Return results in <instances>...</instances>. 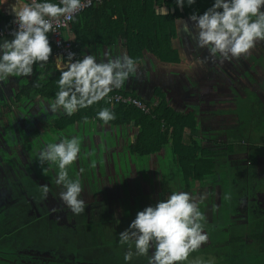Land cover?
<instances>
[{"label": "flooded vegetation", "instance_id": "af4514ba", "mask_svg": "<svg viewBox=\"0 0 264 264\" xmlns=\"http://www.w3.org/2000/svg\"><path fill=\"white\" fill-rule=\"evenodd\" d=\"M180 30L182 38H192L185 54L197 52L195 65L202 62L208 72L189 76L183 101L173 106L194 116L196 142L212 152L214 176L183 184L167 152L132 155L128 146L136 138L129 135L35 136L0 153V264H124L127 246L119 244L118 234L138 211L175 191L197 199L208 234L189 261L264 264V41L246 56L221 62L196 46L195 31ZM73 136L81 139V153L69 176L81 180L86 202L79 215L59 200L58 168L37 162L41 148ZM41 185L49 188L47 198ZM131 264H147V257H134Z\"/></svg>", "mask_w": 264, "mask_h": 264}, {"label": "clouds", "instance_id": "9594fccd", "mask_svg": "<svg viewBox=\"0 0 264 264\" xmlns=\"http://www.w3.org/2000/svg\"><path fill=\"white\" fill-rule=\"evenodd\" d=\"M8 2L0 0V4ZM195 3L196 0H175L180 8ZM84 6V0H12L10 8L17 27L11 33L12 39L0 42V82L9 77H30L34 65L44 68L53 53L48 35L54 32L53 21H71ZM189 20L195 28L196 46L207 49L221 62L246 56L257 42L264 41V0H213L202 14L193 13ZM183 30L190 33L187 24ZM56 70L60 72L58 91L54 100L47 102L46 111L71 117L122 88L136 73L137 63L128 55L98 62L94 54L77 58L76 53L69 52L66 60L57 57ZM46 75L41 74L39 79ZM96 119L107 124L116 115L112 109L102 108ZM80 153L81 139L73 136L48 143L37 155L38 165L58 168L55 184L62 188L59 200L74 215L86 209L81 180L70 177L68 170ZM41 188L47 198L48 186ZM203 199L201 194L199 201ZM203 220L196 198L184 191L171 192L154 206L138 211L118 234L119 244L127 246L124 264H131L134 257H147V264H215L214 258L189 261L190 254L208 240Z\"/></svg>", "mask_w": 264, "mask_h": 264}, {"label": "trees", "instance_id": "16d2710c", "mask_svg": "<svg viewBox=\"0 0 264 264\" xmlns=\"http://www.w3.org/2000/svg\"><path fill=\"white\" fill-rule=\"evenodd\" d=\"M120 1L130 3L132 12L137 9L139 19L131 20V17L128 19V16L122 17L116 14L111 6L117 5ZM52 2L58 3L59 0ZM212 3L213 0H196L195 4L180 8L175 4V0H107L87 9L72 20L70 23L74 37L72 45L79 58L78 54L85 45L109 43L121 37L128 40L130 57L136 62L141 58L142 52L148 50L162 63L177 65L180 62L178 51L172 47V41L177 36L176 22L189 20L193 13L202 14ZM163 7L167 9L164 14L160 10ZM48 35L50 38V33ZM5 39L10 40L12 37L0 39V42ZM50 44L53 49L51 42ZM54 91L45 88L40 92L45 97L54 99L56 90ZM159 93L158 91V100L150 114H143L130 106L118 105L112 109L116 119L105 124L96 119V114L100 109L110 106L101 102L81 109L71 117L60 119L57 129L77 122L85 123V118L87 121H94L97 125L131 124L138 130L136 139L128 146L132 155L148 157L168 149L183 184L212 178L215 161L212 152L196 142L199 133L194 116L191 113L174 111ZM262 226L264 227V224Z\"/></svg>", "mask_w": 264, "mask_h": 264}, {"label": "crops", "instance_id": "0c3cea01", "mask_svg": "<svg viewBox=\"0 0 264 264\" xmlns=\"http://www.w3.org/2000/svg\"><path fill=\"white\" fill-rule=\"evenodd\" d=\"M11 2L12 0H9L8 3L0 4V25L9 27L13 24L14 16L10 8ZM111 9L122 17L128 16V19L131 17V20L139 19L137 15L138 10L135 9V12H132L133 9L130 3L128 4L125 1L118 2L117 5L111 6ZM165 9L164 7L160 8L162 14L166 13ZM116 14L115 16L117 18ZM189 23L192 22L190 20L177 21V33L180 31L179 28L182 29L184 28V24ZM64 38L71 43L74 40L70 26L64 31ZM49 40L53 45L51 37ZM191 40L192 38L173 39L172 47L178 51L180 60L177 65L162 63L150 51L144 50L141 58L136 62V73L125 81L122 88L114 89L110 93L126 94L125 96L137 98L142 102L156 104L158 100L157 92L159 91V94L164 96L167 105L175 109L176 107L174 108V106L177 105L176 103L183 101V93H187L184 84L187 81L189 82V76L195 78L198 74L208 72L207 68L204 70L205 66L202 62V65L199 62L195 65L196 60L201 58L197 52L191 58L185 54V50L191 45ZM128 45L129 43L126 38L119 37L109 43L100 42L85 45L78 55L79 58H83V55L94 54L98 62L122 55L130 56ZM134 45L137 50L136 44ZM57 57L60 56L55 54L53 45L52 56L44 68L34 65L32 76L9 77L7 80L0 82V153L12 149L15 146L21 148V144H26L24 141L32 139L35 136H37V139L48 138L49 140H54L56 137L62 135L60 133L71 135L77 133V131L85 135L87 134L92 138H96L97 136L101 137V135H107L109 137L115 136L116 134H121L122 138L127 137L126 135L136 138L138 130L131 124L113 126L96 125L94 121H87L88 123L84 126L78 125L77 122L57 129L59 120L67 116L62 114L54 115L47 112V102L54 99L47 98L40 92L45 90V88L51 91H58L57 81L60 72L56 70ZM178 71L185 74L183 76L185 78L184 80L182 79V74L177 75ZM41 74L47 75L44 79H39ZM177 81L180 84L182 82V88L181 86L179 87ZM187 97H189L188 94ZM17 98L20 99L18 100ZM174 111H179V113L183 114H188L189 112L181 109L178 110L177 108Z\"/></svg>", "mask_w": 264, "mask_h": 264}, {"label": "built area", "instance_id": "2783aa9c", "mask_svg": "<svg viewBox=\"0 0 264 264\" xmlns=\"http://www.w3.org/2000/svg\"><path fill=\"white\" fill-rule=\"evenodd\" d=\"M104 1L107 0H84L85 6L80 12H78L74 16V18L80 15L81 13H83L84 11H86L87 9L93 7L94 5H99ZM72 20L71 21L61 20L60 22L53 21L54 32H50V37L53 41L55 54L57 56L64 58L65 60L69 52L76 53L74 51L72 43L64 38V31L69 28ZM16 27L17 26L15 23H13L9 27L5 25H0V39H3L5 37H12L11 33L16 29ZM101 102L107 103L111 109L115 108L118 105L130 106L140 110L143 114L146 115L151 113L155 105V104H151L150 106H147L145 103H143L141 100L137 98L131 96H125L122 94H109L107 97H105L103 100L99 101L98 103Z\"/></svg>", "mask_w": 264, "mask_h": 264}, {"label": "rangeland", "instance_id": "374dc122", "mask_svg": "<svg viewBox=\"0 0 264 264\" xmlns=\"http://www.w3.org/2000/svg\"><path fill=\"white\" fill-rule=\"evenodd\" d=\"M188 25H189L190 27H192V26H193V23H189ZM179 29H180V28H179ZM179 29H178V30H179ZM176 30H177V28H176ZM190 31H191V33H192V32L195 31V29L192 30V28H190ZM177 35H178L177 38H182L183 36H181V35H183V32L180 30L179 33H178ZM178 74H182V79H183V80L185 79V78H183V76H185V74H184L183 72H179V71H178L177 75H178ZM195 78H197V75H196ZM182 79H181V81H182ZM194 88H195V87H194ZM190 90H191L193 93L196 92L195 89H193V88H191ZM259 124H260V123H259ZM256 126H259V125L256 123ZM259 128H260V127H259ZM260 129H261V128H260ZM258 131H259V130H258ZM96 141H97V143L100 142L99 140H96ZM165 152H167L168 161L171 162L172 158H171V154L169 153V150L166 149ZM222 259H223V258H221V260H222ZM218 264H224V263L220 261V262H218Z\"/></svg>", "mask_w": 264, "mask_h": 264}]
</instances>
